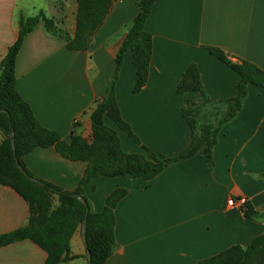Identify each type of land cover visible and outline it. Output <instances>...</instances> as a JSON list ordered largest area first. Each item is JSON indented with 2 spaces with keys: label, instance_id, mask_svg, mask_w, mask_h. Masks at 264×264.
Returning <instances> with one entry per match:
<instances>
[{
  "label": "crops",
  "instance_id": "obj_1",
  "mask_svg": "<svg viewBox=\"0 0 264 264\" xmlns=\"http://www.w3.org/2000/svg\"><path fill=\"white\" fill-rule=\"evenodd\" d=\"M138 1L116 0L86 51L66 50L64 40L47 32L41 21L23 38L15 60L16 90L40 125L66 143L72 133L90 139L91 111L109 87ZM40 12L73 37V0H0V61L17 39L20 17ZM144 30L152 38L146 84L132 92L136 75L126 51L114 83L115 101L142 145L157 156L173 157L190 142L182 109L188 102L202 103L199 92H175L189 64L197 66L203 92L213 102L235 96L238 75L207 48L264 72V0H154ZM104 124L111 127L107 119ZM117 134L123 152L143 153L124 133ZM22 161L35 179L65 192L76 190L86 167L52 147L35 148ZM212 163L196 154L150 181L97 177L84 186L88 209L96 213L114 190H126L114 208V247L104 264H196L231 246L244 248L264 232V216L245 218L237 202L247 199L264 215V88L248 87L241 109L218 132ZM230 198L236 201L232 206ZM52 202L55 207V197ZM28 217L24 199L0 186V235L25 227ZM68 255L73 259L62 264H87L81 225L72 234ZM45 259L29 240L0 246V264H45Z\"/></svg>",
  "mask_w": 264,
  "mask_h": 264
},
{
  "label": "trees",
  "instance_id": "obj_2",
  "mask_svg": "<svg viewBox=\"0 0 264 264\" xmlns=\"http://www.w3.org/2000/svg\"><path fill=\"white\" fill-rule=\"evenodd\" d=\"M76 4L75 31L68 38L56 27L53 19L39 13L37 16L19 19V31L16 41L7 48L0 61V186L12 188L28 205L27 225L11 233L0 235V246L21 240H29L45 254V264H62L73 259L69 254V241L84 218L86 251L89 264H104L114 247L113 228L114 208L126 195V190L116 189L108 195L100 212H91L77 199L83 197V187L97 177L130 176L150 181L167 166L199 154L212 166V148L217 143V135L225 123L230 121L241 109L248 87L255 85L264 88V72L250 62L237 59L232 62L218 48H207L210 55L233 69L238 79L235 83V96L213 102L203 92L198 68L189 64L182 74L175 92H199L202 103L188 102L181 116L190 132L189 144L173 157L157 156L142 145L125 122L115 101L114 83L122 66L126 51L131 52V63L136 80L132 92L138 93L146 84L152 53V38L144 30L154 0H139L138 12L134 17L114 60V72L109 87L96 102L90 115L91 136L83 139L71 134L69 142L63 141L57 133L46 129L34 117L30 106L18 94L15 82V60L23 38L29 34L38 22H43L47 32L64 40L68 51H86L93 35L108 15L116 0H73ZM214 105L220 117L215 123L198 125L197 115L203 108ZM109 122L130 140L140 146L142 154H129L122 151L117 132L104 124ZM13 132L14 152L11 149ZM54 148L70 161L86 164L84 174L74 192H65L59 188L35 179L22 161V157L35 148ZM57 205L53 207V198ZM88 208V206H87ZM243 216L257 221L264 215L258 213L253 205L244 199L240 206ZM196 264H264V232L255 237L246 247L231 246L219 254L202 259Z\"/></svg>",
  "mask_w": 264,
  "mask_h": 264
},
{
  "label": "rangeland",
  "instance_id": "obj_3",
  "mask_svg": "<svg viewBox=\"0 0 264 264\" xmlns=\"http://www.w3.org/2000/svg\"><path fill=\"white\" fill-rule=\"evenodd\" d=\"M219 117H220V113H219V111H217L215 109L214 105L207 106V107L203 108L202 110H200L198 115H197L198 125H202L205 123H215ZM109 123L111 125V128L114 129L117 133L121 132L113 125V123H111V122H109Z\"/></svg>",
  "mask_w": 264,
  "mask_h": 264
},
{
  "label": "water",
  "instance_id": "obj_4",
  "mask_svg": "<svg viewBox=\"0 0 264 264\" xmlns=\"http://www.w3.org/2000/svg\"><path fill=\"white\" fill-rule=\"evenodd\" d=\"M11 149L14 152V145H13V132H11ZM77 197V199L86 207V214L88 213V208H87V203L86 200L78 195H75ZM85 223H86V219L84 218V220L81 223V236H82V241L83 243L86 245V239H85ZM86 257H87V264H89L90 261V256L89 253L86 251Z\"/></svg>",
  "mask_w": 264,
  "mask_h": 264
},
{
  "label": "built area",
  "instance_id": "obj_5",
  "mask_svg": "<svg viewBox=\"0 0 264 264\" xmlns=\"http://www.w3.org/2000/svg\"><path fill=\"white\" fill-rule=\"evenodd\" d=\"M235 202H236V201H235L234 199L230 198V199H228L227 204H228L229 206H232V205L235 204ZM237 202H238L239 205L241 206V204L244 202V199H240V200H238Z\"/></svg>",
  "mask_w": 264,
  "mask_h": 264
}]
</instances>
